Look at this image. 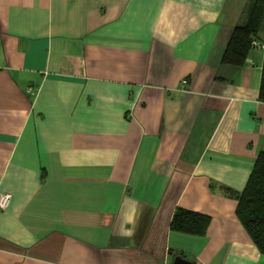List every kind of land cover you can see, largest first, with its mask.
<instances>
[{
  "label": "crops",
  "instance_id": "0c3cea01",
  "mask_svg": "<svg viewBox=\"0 0 264 264\" xmlns=\"http://www.w3.org/2000/svg\"><path fill=\"white\" fill-rule=\"evenodd\" d=\"M248 1L0 0V264H264L233 197L264 150V14L220 62Z\"/></svg>",
  "mask_w": 264,
  "mask_h": 264
},
{
  "label": "trees",
  "instance_id": "16d2710c",
  "mask_svg": "<svg viewBox=\"0 0 264 264\" xmlns=\"http://www.w3.org/2000/svg\"><path fill=\"white\" fill-rule=\"evenodd\" d=\"M264 14V0H249L246 17L242 24H235L229 33L220 55V62L241 66L256 38L258 26ZM258 99L264 101V46ZM236 204L234 213L253 245L264 253V150L257 152L242 189L233 194ZM208 216L199 212L176 208L169 221L173 231L202 235L208 224Z\"/></svg>",
  "mask_w": 264,
  "mask_h": 264
},
{
  "label": "built area",
  "instance_id": "2783aa9c",
  "mask_svg": "<svg viewBox=\"0 0 264 264\" xmlns=\"http://www.w3.org/2000/svg\"><path fill=\"white\" fill-rule=\"evenodd\" d=\"M251 44H256V43L252 41ZM9 199H10L9 193L0 191V211L6 208V206L8 205Z\"/></svg>",
  "mask_w": 264,
  "mask_h": 264
},
{
  "label": "water",
  "instance_id": "95a60500",
  "mask_svg": "<svg viewBox=\"0 0 264 264\" xmlns=\"http://www.w3.org/2000/svg\"><path fill=\"white\" fill-rule=\"evenodd\" d=\"M171 264H192V262L176 255L173 257Z\"/></svg>",
  "mask_w": 264,
  "mask_h": 264
}]
</instances>
